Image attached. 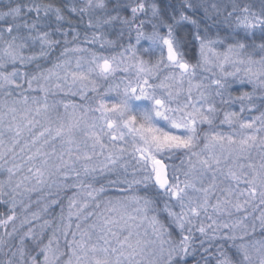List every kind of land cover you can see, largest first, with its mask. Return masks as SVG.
<instances>
[{
	"label": "snow or ice",
	"instance_id": "1",
	"mask_svg": "<svg viewBox=\"0 0 264 264\" xmlns=\"http://www.w3.org/2000/svg\"><path fill=\"white\" fill-rule=\"evenodd\" d=\"M0 264H264V0H0Z\"/></svg>",
	"mask_w": 264,
	"mask_h": 264
}]
</instances>
